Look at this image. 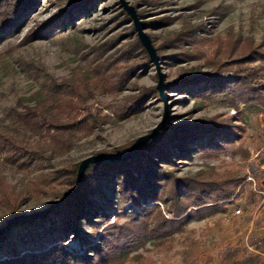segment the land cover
Segmentation results:
<instances>
[{
  "label": "rangeland",
  "instance_id": "374dc122",
  "mask_svg": "<svg viewBox=\"0 0 264 264\" xmlns=\"http://www.w3.org/2000/svg\"><path fill=\"white\" fill-rule=\"evenodd\" d=\"M69 2L38 0L20 28L0 39V117L11 108L34 106L47 87L69 83L81 93L78 117L96 115L95 126L88 134L76 133L67 150L51 152L41 131L13 129L5 122L6 131L20 142L45 151L26 171L0 163V176L19 191L34 175L80 163L97 151L126 144L129 148L161 121L158 132L175 123L232 117L237 134L231 143L208 152L190 146L189 155L163 167L180 177L241 179L233 203L225 212L192 219L172 239H150L127 259L108 264H217L230 249L239 258L260 254L264 259V104L238 102L236 109L226 95H197L181 81L190 74L210 73L217 65L230 70L231 59L255 48L264 51V0H86V8L74 10L72 19L54 21L58 24L44 36H29ZM125 6L134 10L155 59L140 42ZM147 89L151 90L141 97L139 112L129 110L130 97L137 98ZM107 185L103 212L113 219L118 195L112 182ZM55 193L49 189L15 211L0 204V235L6 233L18 242L20 235L29 232L31 240L23 249L45 247L49 240L41 235L46 220L42 226L29 223L10 228L8 224L14 217L48 213ZM156 203L169 216L164 205ZM48 216L59 224L58 215ZM127 219L123 216L118 222ZM78 224L87 231L84 219ZM66 247L79 255L84 251L76 239H69Z\"/></svg>",
  "mask_w": 264,
  "mask_h": 264
},
{
  "label": "trees",
  "instance_id": "16d2710c",
  "mask_svg": "<svg viewBox=\"0 0 264 264\" xmlns=\"http://www.w3.org/2000/svg\"><path fill=\"white\" fill-rule=\"evenodd\" d=\"M37 1L0 0V39L20 28ZM85 1L70 0L47 25L41 26L29 36H44L58 22L72 19L74 10L86 8ZM151 22L158 23V20ZM180 35L176 40L181 38ZM135 44H139L138 40ZM230 61V70L226 66L218 68L217 65L210 73L190 74L181 81L183 85H191L192 90L189 92L197 95H226L236 109L238 102L245 105L259 102L264 104V51L251 49L239 59ZM252 62L260 64L253 65ZM151 89L141 91L142 95L137 98L131 96L128 101L129 110L139 112L142 108L139 103L141 97L149 94ZM43 94L42 100L34 106L24 107L23 110L11 108L4 117H0V163L26 171L34 161L41 160L42 151H45L20 142L15 135L6 131V125H3L5 122L13 129L41 131L51 152L67 150L76 133L83 131L88 134L95 126L96 115L89 113L90 117H78L82 99L81 93L76 92L73 85L54 84L45 88ZM67 96L72 98L68 99ZM236 128L232 117L201 118L165 126L126 160L90 162L84 170L79 187L76 179L79 162L34 175L19 191L13 188L5 176H0V204L10 211H15L49 189L56 192V199L51 202L48 213H30L8 224L10 228L29 223L42 226L46 220L47 227L42 230L41 236L49 240L48 244L37 250L23 249L24 244L31 240L29 232L20 235L18 242L3 233L0 235V251L3 255L0 264L115 263L119 258L127 259L130 252L150 239H172L173 233L192 219L225 212L227 205L233 203L234 191L241 179L180 177L163 166L170 165L177 157L189 155L190 146L201 147L207 152L224 148L233 141L237 134ZM127 147L128 144L94 154L120 152ZM107 182L114 184L118 195L117 213L113 219L103 212L107 203ZM68 191L74 192L54 206ZM156 202L164 205L169 216L164 215ZM127 209L130 212H126ZM49 213L59 216L58 225L48 216ZM123 216L128 219L119 223L118 218ZM80 219L86 221L87 231L79 228ZM89 238L96 240L94 242ZM69 239H76L84 247L81 255L68 251L66 242ZM217 264H264V259L260 254L239 258L235 250L230 249Z\"/></svg>",
  "mask_w": 264,
  "mask_h": 264
},
{
  "label": "water",
  "instance_id": "95a60500",
  "mask_svg": "<svg viewBox=\"0 0 264 264\" xmlns=\"http://www.w3.org/2000/svg\"><path fill=\"white\" fill-rule=\"evenodd\" d=\"M127 11L131 14L132 18L135 22V29L137 31L138 37L140 39V42L142 45L146 48V50L149 52L152 59H155L154 55V49L152 47V44L150 42V39L148 36L142 31L141 23L138 22L135 18L134 10L132 7L125 6ZM162 127V121L159 122L149 133L139 136L131 145L129 148H127L124 151L121 152H110L106 154H97V155H91L84 159H82L78 165L77 169V187H79L82 179V175L84 173V170L86 166L90 162H96V161H107V162H115V161H123L128 158H130L132 155H134L137 150L142 146V144L156 136L158 130ZM74 191H68L62 195V197L57 201V203L54 205L56 206L59 202H61L66 196L70 195ZM47 210V209H46ZM17 217L12 218L11 220H14ZM10 220V222H11Z\"/></svg>",
  "mask_w": 264,
  "mask_h": 264
}]
</instances>
